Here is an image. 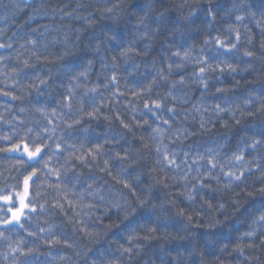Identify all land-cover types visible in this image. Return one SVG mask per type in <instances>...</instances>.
I'll return each mask as SVG.
<instances>
[{
	"label": "trees",
	"instance_id": "16d2710c",
	"mask_svg": "<svg viewBox=\"0 0 264 264\" xmlns=\"http://www.w3.org/2000/svg\"><path fill=\"white\" fill-rule=\"evenodd\" d=\"M115 2L0 0V43L11 44L0 48V92L17 97L0 95V148L19 143L33 150L32 142L37 141L46 145L42 151L48 161L47 168L43 161L35 165L38 171L30 182L23 227L3 225V219L10 218L8 208L17 207L15 195L32 168L20 163L27 158L0 151V194L11 197L8 204L0 200V264H161V257L174 264L172 257L178 252L188 258L190 241L203 248L208 264H264L260 244L264 223L254 225L258 247L245 249L243 255L232 250L236 237L264 213V194L259 191L264 186V113L256 112L264 93V29L256 23L264 0H190L183 12L176 7L181 0H153L147 22L155 29L157 17L164 13L167 23L148 38L133 32L146 0H125L118 23L101 18L100 9ZM192 10L196 14L190 21L184 19ZM249 11L256 14L254 18ZM237 15L244 20L237 21ZM229 26L238 29V42ZM104 33L115 34L120 46L107 42L97 54L94 48L104 40ZM216 39L237 47L225 51ZM29 40L36 42L35 47ZM133 41L140 54L121 58L119 52ZM188 48L192 61L176 69L180 61L172 53ZM245 50L253 56H245ZM199 59L213 66L225 61L237 70L206 71L205 88L195 74L200 66L206 67L197 63ZM168 63L174 70L168 80L160 79L161 69L168 75ZM85 69L86 76L74 79ZM114 73L116 82L111 79ZM37 77L47 80V85L33 87L39 84ZM181 77L185 83L172 87ZM153 80L151 90L145 91ZM218 88L223 91L217 92ZM156 100L162 108L155 109L158 116H153L144 103ZM217 104L229 111L217 112ZM93 109L95 118H89L87 113ZM248 110L256 114L248 116ZM152 128H160L162 135L153 139ZM251 139L262 143L245 147ZM96 145L101 146L99 152L94 150ZM125 150L129 159H117L116 153L124 155ZM89 151L93 155H87ZM241 153L243 160L238 162L233 157ZM226 172L241 179L234 180ZM229 181L231 186L225 187ZM193 187L195 199L189 202L185 196ZM138 198L146 200L143 207ZM114 203L136 211L126 219ZM181 209L184 216L178 215ZM187 215L193 216L192 222ZM214 219L220 223L204 226ZM153 223L160 225V231L188 239L129 241L134 231L144 234L141 225ZM228 232L231 235L211 249L204 243L207 234ZM50 240L59 243L49 244ZM224 245L228 247L222 251ZM122 247H131L133 254L122 253ZM17 248L32 252L21 255L13 251ZM162 248L170 255H164ZM188 259L189 264L191 259L199 261V257Z\"/></svg>",
	"mask_w": 264,
	"mask_h": 264
},
{
	"label": "snow or ice",
	"instance_id": "6c2138e0",
	"mask_svg": "<svg viewBox=\"0 0 264 264\" xmlns=\"http://www.w3.org/2000/svg\"><path fill=\"white\" fill-rule=\"evenodd\" d=\"M189 2H190V0H181V2L176 5L178 11L183 12V9L186 6L189 5ZM124 4H125V0H116V2L113 3L111 7H108V6L103 7L102 9H100L101 18H108V19H111L113 22L118 23L119 22V18H120L121 14L123 12V9H124ZM234 7H236L238 10L240 8L239 5H234ZM152 9H153V0H146L145 5H144L143 15H139V16L136 17V22H135V25H134V28H133V32H135L136 34H138L140 36L148 38L150 36V33L152 35H155L159 31V29L164 24L167 23V18L164 15V13H160V15L157 17V20H156V27H155V29H153L151 27V25L147 22V20L149 18V13L152 11ZM229 11H231V9H229ZM195 14H196V11L192 10V11H190L188 13L187 16L184 17V19L190 21L191 17L193 15H195ZM247 14L249 16H252L253 18L256 15L252 11H249ZM133 15H135V14H133ZM208 15H212V10L211 9H209ZM79 18L80 19H84L85 21H88V19H89L88 17H79ZM235 19L237 21L242 22L244 20V16L237 15L235 17ZM256 23H257L258 27H262V29H264V11H262L260 13V19L257 20ZM229 27H230L231 31L235 32L236 40L238 42L239 39H240V33H239L238 29L237 28H232L231 26H229ZM176 31L179 32L180 31L179 28H177ZM126 34H127V32H126ZM181 35H183V33H181ZM107 42H111L112 44L116 45L117 47L120 46V41H119V39L117 38V36L115 34L104 33V40L99 41L95 45L94 51L97 54H99L100 51H101L102 45L107 43ZM28 43L32 44L33 47H35V43H36L35 41L29 40ZM205 43H208V41L206 40ZM215 43H216V45L218 47H223L225 49V51H232V50L236 49V47H237L236 43H232L229 46H225L224 43L221 40H219V39H216ZM5 47H9L10 48L11 44L5 45V44L0 43V48H5ZM23 47H24V45L22 44L21 48H23ZM191 53H192V49L191 48L185 49L183 52H181L180 50L174 51L172 53V55L177 57L179 59V61H180L179 63L175 64V68L179 69V68L183 67V63L191 62L192 61ZM64 54L67 55L69 53L65 52ZM139 54L140 53L135 50L134 41L129 43L127 47L123 48L119 52V56L121 58H125V59L131 58V55H139ZM32 55L36 56L37 54H36L35 51H33ZM244 55L248 56V57H251V56H253V53L250 52V51L245 50ZM37 59H39L38 56H37ZM112 60H113L112 67L116 68L117 67V65H116L117 57L113 56ZM23 63H24V65L26 67L29 66V61L28 60H24ZM197 63L199 65H206V67L205 66H200L199 69H198V73H195L196 75L199 76L198 83L201 84L205 88H207V86H208L206 78H205L206 71H208V70L216 71L217 69H219L222 72V71L225 70V68L227 70L231 71V72H236V70H237L234 65L228 64L225 61H221L219 64H217L215 66H213L212 64H209L204 59H199L197 61ZM89 66H91V61H89ZM173 70H174L173 69V64L172 63H168V75H165L163 69H161L159 71V73H158L159 76H160V79L168 80L169 75L172 73ZM69 72H71V69H69ZM86 75H87V69L77 73V75L74 77V79L78 80L80 77L86 76ZM36 79L39 81V84L38 85L37 84H33L32 85L33 87H37L38 88L39 85H47V83H48L47 80L42 79L40 77H37ZM111 79H112L113 82H116L117 76H116L115 73L112 75ZM154 83H155V80H153L149 84V86L145 89V91H150L151 90V85L154 84ZM177 83L184 84L185 83L184 78L181 77V79L178 82H173L172 87H175ZM72 91H73V89H71V88L68 90L69 93H72ZM91 91L95 92L96 89L93 88V89H91ZM220 91H223V90L218 88L217 92H220ZM0 95L11 96L12 99H16L17 98L16 96H12L8 92H0ZM169 95H171V93H169ZM65 99H70V96H66ZM66 107L70 108L71 105L70 104L66 105ZM248 107H249L248 106V102L246 101L245 102V108H248ZM144 108L147 109L149 112H152L153 116H158V113L155 111V109H161L162 108V103H161L160 100L152 101L151 104L149 102H145L144 103ZM215 109H216L217 112L229 111V109H225L220 104L215 105ZM37 110L41 111L42 113L44 111L43 109H37ZM168 111L169 112H173L174 109L173 108H168ZM95 112H96V109H93L92 111H89L87 113V116L89 118H95ZM256 112L264 113V93L260 94V105L256 109ZM54 114L55 113L53 112V115ZM232 114H233V116H235V112H233ZM241 114L244 115L245 113L243 111H241ZM246 114L248 116H254L256 113L251 111V110H248ZM158 118H160L164 124H168L169 123L168 120H163L162 117H158ZM49 123H51V121H49ZM74 123H79V120L74 121ZM237 123H239V120H237ZM121 124H122L123 127L129 128V130H130L129 125L124 124L123 121H121ZM144 124H148V121L145 120ZM71 126L72 125L70 124L69 127H71ZM201 126L203 127V123H202ZM51 131H55V129H52ZM152 133L154 134L153 135V139H155L156 136L162 135V130L160 128H152ZM105 142L107 143L108 141L106 140ZM261 143H262L261 140L251 139V143L245 145V147L255 148L257 145H259ZM32 147H33V150H29V145L25 144L23 146V153L21 154L22 156L23 155L27 156V161L21 159L20 163L26 164L28 167L32 168V171H31V173L26 175L24 177V179H23V185H24L23 194H21L19 192L16 193V195H17V197L19 199V202H20V207L19 208H15V210L13 209V207H9L8 208V212L11 213V216H10V218L3 219V224L4 225H11L13 223H16V224L20 225L21 227H23V224L21 222V217H22L23 209L25 207H28V205H26L24 203V200H25V198H26V196L28 194L29 181L32 180L33 177L36 176L37 171H38V169L35 167V165L39 164V163H41V161H43V166L45 168L48 167V161L44 160L46 152L42 151V147L46 148V145L42 146L37 141H33L32 142ZM144 147L147 148V145L145 144ZM20 148H21V145L19 143H17V144H15L12 147L7 148V149L0 148V151L18 152L20 150ZM100 148H101L100 145H96L94 150L96 152H99ZM56 150L57 151L60 150V145L59 144L56 145ZM157 151H159V149H157ZM87 155H90V156L93 155V151H89L87 153ZM116 158L121 160V161L128 160L129 159L128 151L125 150V154L124 155H121L120 153H116ZM233 158L236 161H238V162L242 161L243 160V154L242 153L241 154H234ZM78 159H82V157L78 158ZM164 159L168 160V157L165 156ZM169 163L170 164H174L175 161H170ZM208 163L210 165H212L213 168L216 167L215 163L212 160H209ZM104 164H105V168H107L108 160H105ZM50 171H51V169H50ZM121 171L123 172L124 169L122 168ZM197 171H199V170H197ZM221 171H223V169H221ZM224 174L226 176L232 177V179H234V180H240L241 179V176H237L233 172H226ZM205 178H207V177H205ZM156 182L157 183H161V181H159V180L156 181ZM124 186L128 187L129 185L127 183H125ZM230 186H231V181H229V184L226 185L225 187H230ZM89 187H91V185H89ZM259 191L262 194H264V186L260 187ZM194 193H195V187H193L192 189L188 190L187 194L185 196L186 200L189 201V202L194 201V199H195ZM181 195H185V194L181 193ZM101 199H103V197H101ZM0 200H3L5 203H8L9 200H10V196L9 195H5V194H0ZM145 203H146L145 199H139L138 198V204L141 207H143ZM113 206L116 207L119 211L123 212V214H124L126 219L129 216L133 215L135 213V211H136L135 208L129 209V208L124 207V206H122V205H120L118 203H114ZM155 207H156L155 205L152 206L153 209H155ZM208 207L211 209L212 205L209 204ZM219 207L223 208L224 205L220 204ZM31 210L35 211V208H32ZM154 215H155V212H154ZM178 215L184 216L185 215V210H183V209L179 210ZM186 218H187V220L189 222L193 221V216L192 215H187ZM156 219H157V221H159L160 220V216H157ZM219 223H220V221L218 219H214V223L213 222L206 223L204 226L205 227H214V225L219 224ZM257 223H264V213H261V215L259 216L258 219L254 218L252 220V223L249 224V229L247 231H245L242 236H237L236 237V243H235L234 248L232 249L234 252H238L241 255H243L244 252H245V249H253V248L258 247V245L256 244L257 229L254 227V225H256ZM196 226L197 227L200 226L199 221L196 222ZM141 228L144 229V234L141 235L139 232H135L134 231L132 234L129 235V237H128L129 241H132L134 239L135 240L143 239L145 241H149V240H153V239H160V240H164V241L176 240V239H179V240L188 239V237H186V236L174 235L173 233H171L169 231H166V230L165 231H160V225L158 223H153L151 226L141 225ZM158 232H159V235H157ZM86 234L91 235V233H86ZM0 235H3V234L0 233ZM29 235H34V234L33 233H29ZM230 235H231V232H228V233H217L215 235V237H213L211 234H207L205 236L204 243L209 246V249H211V248L215 247L222 238H227ZM261 235L264 236V229L261 230ZM245 238H247V240H248L247 243L243 242L245 240ZM48 243L49 244L59 243V241H51L50 240V241H48ZM190 243H191L192 247H191V249L188 250V258L199 257V261L198 262L195 259H191L190 264H208V261L205 260V257L203 255V248L198 246V242L197 241H190ZM260 244L264 245V239L260 240ZM227 247H228L227 245H224V249H221V250L223 251V250L227 249ZM13 251H20L21 255H26V254L31 253L32 249H28L27 253H25L22 249H19V248L13 249ZM121 251H122V253H127L129 256H131L133 254V249L131 247H122ZM161 251L164 253V255H170V253H168L163 248L161 249ZM188 258H184L182 256V254L178 252L176 256L172 257V261L174 262V264H189V259ZM161 264H168V261H165L163 259V257H161Z\"/></svg>",
	"mask_w": 264,
	"mask_h": 264
},
{
	"label": "rangeland",
	"instance_id": "374dc122",
	"mask_svg": "<svg viewBox=\"0 0 264 264\" xmlns=\"http://www.w3.org/2000/svg\"><path fill=\"white\" fill-rule=\"evenodd\" d=\"M23 146H24V145H21V148H20V150H19L18 152H10V153H11V154H16V155H21V154L23 153ZM29 150H31V149H29ZM21 156H22V155H21ZM23 157L27 158L26 155H23ZM30 182H31V180L29 181V185H28V194H27V196H26V198H25V200H24V203H25L26 205H28V204H27V199H28V196H29ZM23 192H24V185L22 186V189H21V191H20L19 193L23 194ZM15 198H16V202H17V207H16V208H19V207H20V202H19V199H18L17 195H15ZM1 202H2V203H5L3 200H1ZM10 202H11V197H10V200H9L8 203H10ZM8 203H6V204H8ZM14 210H15V209H14ZM28 210H29V207H25V208L23 209V213H22V217H21V219L25 216V213H26ZM10 216H11V213H10ZM13 224H16V223H13ZM3 225H4V224H3ZM11 225H12V224H11Z\"/></svg>",
	"mask_w": 264,
	"mask_h": 264
}]
</instances>
